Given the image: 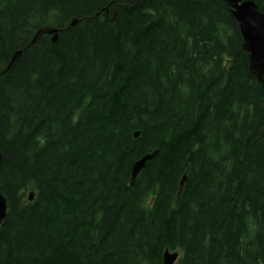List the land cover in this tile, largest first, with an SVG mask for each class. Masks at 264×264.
Instances as JSON below:
<instances>
[{"label": "trees", "instance_id": "16d2710c", "mask_svg": "<svg viewBox=\"0 0 264 264\" xmlns=\"http://www.w3.org/2000/svg\"><path fill=\"white\" fill-rule=\"evenodd\" d=\"M0 152V264H264V77L224 0H0Z\"/></svg>", "mask_w": 264, "mask_h": 264}, {"label": "water", "instance_id": "95a60500", "mask_svg": "<svg viewBox=\"0 0 264 264\" xmlns=\"http://www.w3.org/2000/svg\"><path fill=\"white\" fill-rule=\"evenodd\" d=\"M224 2L230 8L231 14L234 17L240 35L242 37V49L248 53V69L252 75L259 82H263L264 77V13H262L257 4L253 0H224ZM116 10L113 11V14L109 21H113L114 14ZM77 22V19H72L66 29H70ZM47 34L50 36V40L55 42L58 37V31L53 27H41L34 34L33 38L29 42L34 44L38 39ZM15 54H21V51L18 50ZM15 59H12L14 61ZM138 132L134 133V136H137ZM156 149L151 153L143 155L140 159L134 161L131 166L129 185H133L134 179L140 169L144 166L145 162L152 159L156 154ZM1 160V152H0ZM186 180V172H184L178 182L177 193H180L183 189L184 182ZM34 197V192H28V200L31 201ZM7 211V204L5 197L0 193V222L4 219ZM178 258V252H170L168 249H165L163 252L162 260L163 264H174Z\"/></svg>", "mask_w": 264, "mask_h": 264}, {"label": "bare ground", "instance_id": "6f19581e", "mask_svg": "<svg viewBox=\"0 0 264 264\" xmlns=\"http://www.w3.org/2000/svg\"><path fill=\"white\" fill-rule=\"evenodd\" d=\"M18 58V55L17 54H15L13 57H12V59H17ZM11 59V60H12Z\"/></svg>", "mask_w": 264, "mask_h": 264}]
</instances>
